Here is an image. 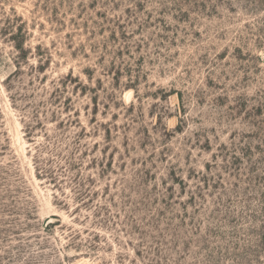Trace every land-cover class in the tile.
<instances>
[{"label": "rangeland", "instance_id": "374dc122", "mask_svg": "<svg viewBox=\"0 0 264 264\" xmlns=\"http://www.w3.org/2000/svg\"><path fill=\"white\" fill-rule=\"evenodd\" d=\"M0 264H264V0H0Z\"/></svg>", "mask_w": 264, "mask_h": 264}]
</instances>
